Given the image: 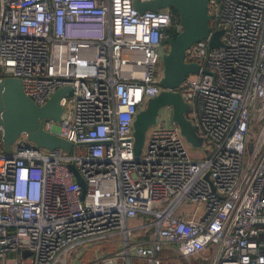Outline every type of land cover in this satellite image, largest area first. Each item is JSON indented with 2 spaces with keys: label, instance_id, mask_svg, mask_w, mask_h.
<instances>
[{
  "label": "built area",
  "instance_id": "built-area-1",
  "mask_svg": "<svg viewBox=\"0 0 264 264\" xmlns=\"http://www.w3.org/2000/svg\"><path fill=\"white\" fill-rule=\"evenodd\" d=\"M135 1L0 0V83L37 106L71 88L45 129L73 144L64 156L21 135L5 154L0 127V264H264V0H209L222 46L192 45L199 72L176 89L204 143L165 106L138 158L133 124L163 91L179 20Z\"/></svg>",
  "mask_w": 264,
  "mask_h": 264
},
{
  "label": "water",
  "instance_id": "water-1",
  "mask_svg": "<svg viewBox=\"0 0 264 264\" xmlns=\"http://www.w3.org/2000/svg\"><path fill=\"white\" fill-rule=\"evenodd\" d=\"M209 0H154L134 3L139 14L157 12L162 9H171L176 12L179 27L174 38L168 39V52L162 56L163 77L159 86L163 91L155 98L150 99L144 110L140 111L134 121L133 153L136 158L141 154L148 128L155 124L158 111L169 106L171 120L174 122L184 139L192 147H199L200 141L196 138L195 129L185 115L189 107L184 103L176 89L190 74L199 72L197 64L185 62L186 51L194 44L209 38L211 33L208 14ZM223 32L215 31L210 36L209 47L222 46L220 36ZM72 89L63 87L57 90L43 105L37 106L28 98L16 78H5L0 83V127L2 130V146L5 154L11 153L15 141L25 135L26 139L36 148L48 152L59 151L64 156L71 154L73 144L48 132L47 123L61 124L66 119V111L60 105L62 98H70ZM72 172L77 184L84 190V182L73 165L67 166Z\"/></svg>",
  "mask_w": 264,
  "mask_h": 264
},
{
  "label": "crops",
  "instance_id": "crops-1",
  "mask_svg": "<svg viewBox=\"0 0 264 264\" xmlns=\"http://www.w3.org/2000/svg\"><path fill=\"white\" fill-rule=\"evenodd\" d=\"M104 248H105V250H108V251H115L116 250L115 246H110V245H107L106 247L104 246ZM90 259H91L90 255L85 253L79 258L78 262L75 264H88L87 262Z\"/></svg>",
  "mask_w": 264,
  "mask_h": 264
},
{
  "label": "rangeland",
  "instance_id": "rangeland-1",
  "mask_svg": "<svg viewBox=\"0 0 264 264\" xmlns=\"http://www.w3.org/2000/svg\"><path fill=\"white\" fill-rule=\"evenodd\" d=\"M193 75L192 74H190L188 77H192ZM188 119L189 120H191V128L193 129H195V132H196V127H195V125H194V121H193V119H191L190 118V116H188ZM196 138L200 141V144H199V147H201L202 145H203V143H204V139H203V137L201 136V135H199L197 132H196ZM198 147V148H199ZM199 150V149H198ZM191 153L192 154H195V155H198V154H196L194 151H191Z\"/></svg>",
  "mask_w": 264,
  "mask_h": 264
},
{
  "label": "trees",
  "instance_id": "trees-1",
  "mask_svg": "<svg viewBox=\"0 0 264 264\" xmlns=\"http://www.w3.org/2000/svg\"><path fill=\"white\" fill-rule=\"evenodd\" d=\"M171 11L174 14V16H176L178 19V15L176 14V12L174 10H171ZM176 34H177V32H176L175 28H171L170 30L167 31V35L171 39L174 38L176 36Z\"/></svg>",
  "mask_w": 264,
  "mask_h": 264
}]
</instances>
